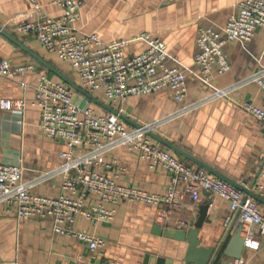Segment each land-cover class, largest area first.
<instances>
[{
	"label": "crops",
	"instance_id": "obj_1",
	"mask_svg": "<svg viewBox=\"0 0 264 264\" xmlns=\"http://www.w3.org/2000/svg\"><path fill=\"white\" fill-rule=\"evenodd\" d=\"M37 1L41 13L52 17L61 14V9L51 0ZM240 1L82 0L75 28L80 33L96 32L105 42L131 38L141 32L152 33L167 44L171 54L182 64L194 70L197 69L193 57L198 29L220 31L236 12ZM29 12H33L30 0H0V26L58 73L0 34V60H7L13 67L23 64L33 66L23 75L0 76V101L7 98L25 99L28 103L32 101L34 85L41 71L54 81L61 80L69 85L64 77L78 85L71 66L57 55L46 52L34 34L15 32V25L20 19L18 16ZM140 49V44H134L131 51ZM223 51L230 69L219 73L217 66H213L211 70L212 81L219 88L227 87L264 66V29L256 28L249 41L227 42ZM165 63L169 67L175 66L171 60ZM186 82L187 91L182 101L173 99L169 89L139 97L130 96L117 105L107 101L101 90H96L91 95L102 105L87 101L103 114L111 112L104 106L116 111L121 109L119 118L127 127H134L175 114L184 105L202 100L209 94V90L190 74L186 75ZM21 83H24L23 86ZM77 96L80 102L86 103V99L81 98L83 95L77 92ZM263 96L264 91L257 84L245 85L225 97H216L195 110L179 113L165 121L151 133L152 141L193 167L197 166L180 151L197 158L264 200V192L254 187L260 171L264 170V126L240 106L245 101L260 105ZM40 122V111L30 103L22 115L15 110L6 112L0 104V163L20 166L23 181L57 167L61 162L59 152L65 149L61 139H51L43 133ZM112 161L114 165L108 174L116 173L118 182L124 186L141 188L157 195H163L169 186L170 175L164 169L149 168L136 152L115 148L104 158L105 163ZM60 184L61 178L51 179L34 187L33 192L56 198L61 193ZM178 189L182 191V197L176 209H169L164 203L145 205L120 201L114 205L106 204V208L114 209L109 221L93 223L78 215L74 224L76 230L105 239V246L95 252H91L84 241L56 233L50 216L16 221L0 214V264H99L105 261H114L115 264H166L168 260L172 264H183L187 243L156 235L153 229L156 226L189 228L184 222L197 219L199 204L206 199L212 203L199 229L201 244L215 246L236 218L231 234L242 225L243 238L250 230L260 241L257 250L243 248L241 258L250 260L251 264H264V238L255 227L242 224L238 215L235 217L236 212L229 211L226 201L204 193L199 201L194 202L184 185L179 184ZM94 201L95 198L90 199L87 204ZM258 202L264 212V202ZM163 209L166 210L165 215L158 219ZM226 217H231L227 225ZM232 260L227 259L226 264Z\"/></svg>",
	"mask_w": 264,
	"mask_h": 264
},
{
	"label": "built area",
	"instance_id": "obj_2",
	"mask_svg": "<svg viewBox=\"0 0 264 264\" xmlns=\"http://www.w3.org/2000/svg\"><path fill=\"white\" fill-rule=\"evenodd\" d=\"M30 1L33 12L18 16L20 19L15 25V32L34 34L46 52L57 55L71 66L78 85L89 94L101 90L107 101L117 105L130 96L139 97L169 89L173 99L182 101L187 91V74L204 85L209 94L202 100L184 105L175 114L127 127L118 116L121 109L117 114L100 113L84 96L81 98L84 101L86 99V103L80 102L77 91L72 87L61 80L50 79L45 71H41L34 85V98L29 103L40 111L43 133L51 139H61L65 149L59 152L61 162L57 167L44 170L26 181L22 179L20 166L0 163V214L16 221L50 216L56 233L84 241L89 250L95 252L105 246V239L76 230L74 224L78 215L93 223L109 221L114 209L106 208V204L114 205L120 201L145 205L164 203L169 209H176L182 197V191L178 189L181 184L194 202L199 201L204 193L226 201L230 212H238L242 224L255 227L264 238V212L258 200L214 174L174 157L151 138L154 129L165 121L179 113L195 110L216 97H225L251 83L264 91V66L223 88L215 85L211 75L213 66H217L219 73L230 69L223 51L227 42L249 41L256 28L264 29V0L238 2L236 12L220 31L199 28L193 57L197 69L194 70L173 56L160 37L149 32L108 42L96 32H78L75 23L80 18L82 0H51L53 5L61 9V14L56 17L41 13L37 0ZM134 44H140L141 49L131 51ZM166 60H171L175 66H167ZM32 69V64L13 67L7 60H0V76L16 77ZM29 103L25 99L13 98L0 101L4 111L15 110L21 115ZM240 106L264 126V98L260 105L245 101ZM118 147L136 152L149 168L164 169L170 175L169 186L163 195L124 186L118 182L116 173L111 176L108 174L114 163H105L104 158ZM56 178H61V193L58 197L41 196L33 192L34 187ZM254 187L264 192V170L260 171ZM94 198V203L87 204L88 200ZM165 212V209L161 210L158 219H162ZM230 221L231 217H226L225 225ZM259 247L260 241L249 230L244 237L243 248L257 250ZM228 264L251 262L239 258Z\"/></svg>",
	"mask_w": 264,
	"mask_h": 264
},
{
	"label": "water",
	"instance_id": "obj_3",
	"mask_svg": "<svg viewBox=\"0 0 264 264\" xmlns=\"http://www.w3.org/2000/svg\"><path fill=\"white\" fill-rule=\"evenodd\" d=\"M0 34L3 36H6L11 41L16 43L19 47L23 48L25 51L29 52L33 57H35L38 61H41L48 69L52 70L56 74V72L53 68L49 67L42 59H39L38 56H36L34 53L30 52L25 46L21 45L18 40L8 33L6 30H4L0 26ZM60 75V74H59ZM63 77V76H62ZM63 79L71 85V87L79 92L81 95H83L86 99L89 101H93L96 103L101 104L99 101H97L91 94H89L87 91H85L80 85H77L75 83L70 82L66 78L63 77ZM102 105V104H101ZM104 106V105H103ZM108 110H110L112 113L117 114V111L108 108L104 106ZM119 116V115H118ZM160 142L162 140L158 139ZM165 143L164 141H162ZM167 144V143H165ZM168 145V144H167ZM178 152L180 150H177ZM186 157L188 160L193 162L198 168H203L212 175L214 174L218 178L222 179L223 181L227 183H231L232 185L236 186L238 189H240L242 192L245 193V195H249L255 200H258L260 202H264L258 195H256L251 190L245 189L242 185L237 183L236 181L229 179L216 169L209 167L208 165L204 164L197 158L188 155L187 153L180 151ZM212 201L210 199L204 200L201 204H199L198 207V216L195 221H186L184 222L185 225H188L189 228H180V229H169V228H162L160 226H156L153 229V233L156 235H165L167 237H170L176 241H183L187 243L185 254L182 259L183 264H226L227 259H239L242 255V250L244 246V238L241 234L242 225H239L231 234L232 228L235 224L236 218L231 222V225L226 229V231L223 234V237L221 240L214 246H204L201 244V240L198 237L199 229L202 227L206 215L208 213V209L210 207V204ZM238 215V212L235 213V217ZM158 264H161L160 262ZM166 264H172L171 260H168Z\"/></svg>",
	"mask_w": 264,
	"mask_h": 264
}]
</instances>
